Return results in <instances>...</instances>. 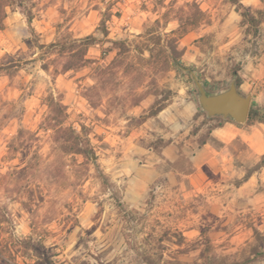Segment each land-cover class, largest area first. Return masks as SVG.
<instances>
[{
	"label": "rangeland",
	"instance_id": "374dc122",
	"mask_svg": "<svg viewBox=\"0 0 264 264\" xmlns=\"http://www.w3.org/2000/svg\"><path fill=\"white\" fill-rule=\"evenodd\" d=\"M262 116L264 0H0V264H264L213 135Z\"/></svg>",
	"mask_w": 264,
	"mask_h": 264
},
{
	"label": "crops",
	"instance_id": "0c3cea01",
	"mask_svg": "<svg viewBox=\"0 0 264 264\" xmlns=\"http://www.w3.org/2000/svg\"><path fill=\"white\" fill-rule=\"evenodd\" d=\"M213 135L224 141L223 147L217 152L223 162H230L238 155L237 162L242 160L246 166L253 168V173L239 185L238 197L244 201L245 207L264 211V121L246 128L225 120L213 131ZM238 141L245 148L237 154L232 151V147Z\"/></svg>",
	"mask_w": 264,
	"mask_h": 264
},
{
	"label": "water",
	"instance_id": "95a60500",
	"mask_svg": "<svg viewBox=\"0 0 264 264\" xmlns=\"http://www.w3.org/2000/svg\"><path fill=\"white\" fill-rule=\"evenodd\" d=\"M199 94L198 101L201 108L209 117L223 116L231 118L238 123H245L249 117L252 95L243 94L238 88L236 79L230 85L218 92H210L206 89L197 74L192 72Z\"/></svg>",
	"mask_w": 264,
	"mask_h": 264
},
{
	"label": "trees",
	"instance_id": "16d2710c",
	"mask_svg": "<svg viewBox=\"0 0 264 264\" xmlns=\"http://www.w3.org/2000/svg\"><path fill=\"white\" fill-rule=\"evenodd\" d=\"M251 115H252V113H251V111H250V113H249V117H250ZM260 120L263 121V120H264V116H262Z\"/></svg>",
	"mask_w": 264,
	"mask_h": 264
}]
</instances>
